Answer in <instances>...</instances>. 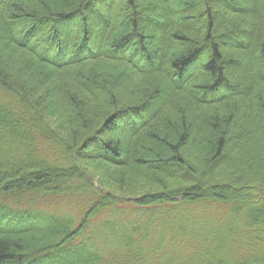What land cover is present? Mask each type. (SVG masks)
<instances>
[{"label": "trees", "instance_id": "16d2710c", "mask_svg": "<svg viewBox=\"0 0 264 264\" xmlns=\"http://www.w3.org/2000/svg\"><path fill=\"white\" fill-rule=\"evenodd\" d=\"M34 263L264 264V0H0V264Z\"/></svg>", "mask_w": 264, "mask_h": 264}, {"label": "rangeland", "instance_id": "374dc122", "mask_svg": "<svg viewBox=\"0 0 264 264\" xmlns=\"http://www.w3.org/2000/svg\"><path fill=\"white\" fill-rule=\"evenodd\" d=\"M107 230L109 231V233H107V236L113 237V236L111 235V230H109V229H107ZM34 264H37V263H34Z\"/></svg>", "mask_w": 264, "mask_h": 264}]
</instances>
